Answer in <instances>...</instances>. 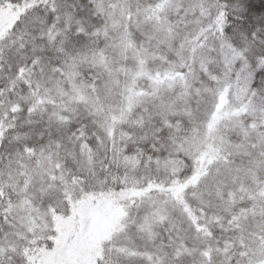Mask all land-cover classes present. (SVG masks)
Returning a JSON list of instances; mask_svg holds the SVG:
<instances>
[{"label":"snow or ice","instance_id":"6c2138e0","mask_svg":"<svg viewBox=\"0 0 264 264\" xmlns=\"http://www.w3.org/2000/svg\"><path fill=\"white\" fill-rule=\"evenodd\" d=\"M0 264H264V0H0Z\"/></svg>","mask_w":264,"mask_h":264}]
</instances>
